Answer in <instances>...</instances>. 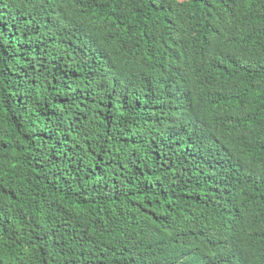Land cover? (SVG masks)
<instances>
[{
    "label": "trees",
    "instance_id": "obj_1",
    "mask_svg": "<svg viewBox=\"0 0 264 264\" xmlns=\"http://www.w3.org/2000/svg\"><path fill=\"white\" fill-rule=\"evenodd\" d=\"M0 264H264V0H0Z\"/></svg>",
    "mask_w": 264,
    "mask_h": 264
}]
</instances>
